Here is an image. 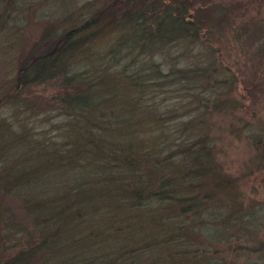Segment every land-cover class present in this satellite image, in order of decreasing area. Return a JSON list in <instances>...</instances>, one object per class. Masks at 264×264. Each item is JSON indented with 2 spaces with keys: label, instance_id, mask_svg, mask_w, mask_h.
Instances as JSON below:
<instances>
[{
  "label": "trees",
  "instance_id": "1",
  "mask_svg": "<svg viewBox=\"0 0 264 264\" xmlns=\"http://www.w3.org/2000/svg\"><path fill=\"white\" fill-rule=\"evenodd\" d=\"M19 1L0 0V30L24 18ZM229 8L82 0L39 19L0 93V192L35 235L1 241L0 264H264V203L239 202L211 140L213 112L237 104L222 101L238 76L210 43L241 38ZM263 60L241 68L243 114L264 97ZM241 134L264 168V125ZM3 200L0 231L24 239Z\"/></svg>",
  "mask_w": 264,
  "mask_h": 264
},
{
  "label": "rangeland",
  "instance_id": "2",
  "mask_svg": "<svg viewBox=\"0 0 264 264\" xmlns=\"http://www.w3.org/2000/svg\"><path fill=\"white\" fill-rule=\"evenodd\" d=\"M81 1L20 0L18 2L17 8L22 11L21 14H23L24 18H21L20 21H13L9 24V27L0 30V93L5 91L11 93L10 85L16 71L15 63L20 54L27 52L34 44L42 28L39 19L48 16L52 17L54 16L52 13H57L64 9H67L65 12L67 13L78 6ZM219 2H223L230 7L228 14L231 21L238 23V25L241 24V38L224 30L225 32L223 31L224 33L221 34L220 42L214 39L210 40L212 48L218 51L221 62L238 76L235 78L236 83L232 82L226 86L227 90H229V95L221 97L224 102L237 101L235 107L228 108L225 105L222 111H214L209 119L210 132L212 134L211 140L215 145L214 160L218 164V172L221 173V176L234 183L235 190L240 196L239 202L249 206L251 204L264 203V168L260 167L261 165L257 168L254 164V161L257 162L258 157L246 138L241 136V122L248 120L250 122L254 121L257 125H264V97L261 98V102L255 104L253 108L248 109L243 114L240 106L241 101H243V99L241 100V94L244 92L241 68H243L244 64L249 65L250 61L248 60L262 61L264 58V35H260L264 32V0H219ZM255 27L256 31L254 30ZM248 34H252L253 37ZM215 35L217 36L218 34L215 33ZM213 37L214 33L212 34ZM257 50L260 52L256 53ZM253 53L260 56L256 55L257 57H253ZM248 76L249 74L246 75V77ZM51 92L53 90L47 88L45 91L42 90L39 95L41 98H43V95L48 98ZM258 97L256 95L255 99ZM247 99L250 100V98ZM29 100L35 101L34 96H31ZM2 115L4 113L0 112V118ZM0 197L4 198L3 209L14 215L12 217L14 221L23 224L26 229L24 239L4 238L5 234L1 232L3 231L1 229L0 242L12 243L15 241L22 243L29 234L35 235L31 230L29 217L23 212L20 203L9 197L1 196V192ZM17 248L23 249L22 244L16 246V250ZM0 251L1 253L3 252L1 248ZM14 252L15 248L12 253L14 254ZM44 261L46 260L41 259L40 262ZM40 262H36L34 259H26L22 264H37Z\"/></svg>",
  "mask_w": 264,
  "mask_h": 264
}]
</instances>
